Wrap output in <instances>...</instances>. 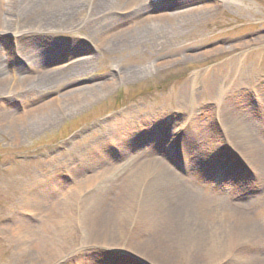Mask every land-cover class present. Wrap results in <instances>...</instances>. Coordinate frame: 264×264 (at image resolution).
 <instances>
[{
	"label": "rangeland",
	"instance_id": "1",
	"mask_svg": "<svg viewBox=\"0 0 264 264\" xmlns=\"http://www.w3.org/2000/svg\"><path fill=\"white\" fill-rule=\"evenodd\" d=\"M137 2L98 14L100 0H0V83L9 87L0 91V264H264V221L242 212L264 201V0ZM177 13L196 19L158 22L148 40L129 45L94 41ZM235 59L243 76L225 77L220 66ZM127 70L136 77L124 78ZM103 83L109 90L94 99H60ZM52 101V115L30 118ZM117 126L127 128L119 143L110 140ZM129 155L174 174L144 186L131 226L115 205L139 171H110ZM199 193L239 214L245 236L233 254L191 244L228 249L195 211ZM73 199V210L99 208L92 227L52 225Z\"/></svg>",
	"mask_w": 264,
	"mask_h": 264
},
{
	"label": "bare ground",
	"instance_id": "2",
	"mask_svg": "<svg viewBox=\"0 0 264 264\" xmlns=\"http://www.w3.org/2000/svg\"><path fill=\"white\" fill-rule=\"evenodd\" d=\"M100 2L102 4H100L99 7H97L96 9L98 10V14L99 13H103L104 10L106 11H110L112 9V7L115 5L114 3L118 2L119 5H124L127 6L128 8H132L135 7L136 5L139 6L140 2H137V0H100ZM136 4V5H135ZM137 8V7H136ZM140 8V7H139ZM142 8V7H141ZM64 11H66L68 13L69 8L67 7H63ZM140 11L138 9H136L134 11V15H137ZM66 13V15H67ZM70 14V13H69ZM196 16H192V15H185L182 13H177L175 14L173 17H155V18H148V19H142L138 22H136L134 24V26L117 33L114 36L111 37H97L96 39H94V41L97 42V44H106V45H112V43L116 46H122V44H132L135 42H140V41H145L148 40V38L150 37L151 34H153V29L156 28L155 26L157 25L156 23L158 22H163L164 20V24H167L169 26L172 27H177L181 26V25H187V23L191 22V21H195ZM157 20V21H156ZM193 23V22H192ZM166 26V25H165ZM98 32V31H97ZM235 51H237V49L233 46V47H228L226 53L232 54ZM222 52V51H221ZM254 56V54H253ZM221 69H219L220 71L223 69L225 72V77H229L230 74H236L239 77L243 76L244 71L240 68V63L238 62L237 59L235 60H230V61H226L225 63H223L221 66ZM231 68V69H230ZM216 71H213L211 73H209L208 75H205L201 77L202 80H204L205 82H209L211 80V77L214 78L216 75ZM230 73V74H229ZM83 74V73H82ZM123 77L124 78H132L133 79L136 77V75H134V73L129 72L128 70L123 72ZM64 81V83H66V86L71 87L72 85L75 84L74 80L71 79H67L64 78L62 80V82ZM8 84L6 82H2L0 83V91L1 90H9L8 89ZM110 88V84H100V85H92L89 88L83 87L80 89H73L70 90L69 92H66L64 94L61 95L60 99L62 100V102L67 105V103H77V101H85V100H89V99H94L95 97H98L101 93L109 90ZM4 94V93H3ZM56 101H52L49 102L47 104H45L43 107L37 109L36 111L32 112L30 115L31 119H35L36 117H40L43 115H52V113L54 112L55 109L58 110V108L56 107ZM55 106V107H54ZM56 111V110H55ZM11 120V119H10ZM8 121L9 120H5ZM119 126H125V124H120ZM117 126V128L115 129V131H113L112 137L110 140L114 141V142H123L126 137H127V128H122ZM127 127V124H126ZM138 130V127H136ZM122 129V130H121ZM125 129V130H124ZM130 129V128H129ZM128 129V131H129ZM121 131H124L125 133H120ZM136 153V154H135ZM137 153L139 152H134L135 155H137ZM133 155V154H132ZM127 160V159H126ZM131 169L134 171V169H138L136 174L132 175L130 177V182L129 185L127 187V190H129V197L128 194L126 196V200H128V202H117L116 206V211L118 213H123L124 216H126V219L129 223V225L131 226L135 219H141L140 213H135L136 210L139 209V207L135 206L134 203L138 200L142 201V199H144L145 197V192H144V186L145 185H149L150 182H153V178L156 179L157 176L161 177L162 179H173V173L170 172L169 170L166 169V166L164 164H162V161L157 160L156 158L154 159H138L137 157H131V155L128 156V160L127 162H125L123 165L121 166H111L110 171L111 173H120L122 171ZM104 177L103 176H98V178L95 179V181L97 182V184L99 185L100 179H102ZM106 177V176H105ZM158 180H160L158 178ZM97 185V187H98ZM147 193H149L150 196H152V192L151 190H145ZM99 194H103V191H99ZM105 194V192H104ZM132 194L134 196L131 198ZM235 194V193H234ZM263 198L264 199V190L263 192H261ZM189 195V194H186ZM235 196V195H234ZM192 197H197V194H193ZM209 196H205L204 194L201 195V193L198 194V197L195 198L196 199V207H198V210H195L200 219L204 220L207 222V225L210 228V233L211 235H214L216 237H212V238H217V236H219V238H222L223 241L225 243L228 244V249L224 248H219L218 246L214 245L211 246L212 241H208V243L203 247L201 246V243L196 242V241H192L191 244H194L196 249H199L201 251H204L206 253H214L215 254H233V249H234V245L238 243L239 239L245 236V233L243 231V226H241L239 220H238V216L239 214L237 213V215H233L231 213V215H226L223 212V208L222 207H218V206H212L209 202H207L209 199ZM236 199H241V197H237L235 196ZM235 199V198H234ZM77 200H79V198H77ZM75 199V202L77 201ZM124 203V204H123ZM149 203L151 205V207L154 205L153 203H156V201H154V199H149ZM32 204H37V198L36 195L35 197H33V201ZM78 204V203H76ZM74 205V199L68 201L67 203H63V205L61 206V211L63 213L62 218L59 219H55L54 221H52V225L55 223L56 225L59 226H67L66 223H69L72 225V220L74 219V221L78 220L77 222H79L81 225H87V227H92L95 223V219L97 218V215L99 214V208L96 205H92L90 207L87 208H83V207H77L74 208L75 210H73V206ZM125 205V206H124ZM261 205L263 206H258L257 209L251 211V212H247V211H242L243 212V216H245L246 218H254L256 220H263L264 221V201H262ZM156 206L155 209H159V205H154ZM248 207V205H247ZM82 209V210H81ZM81 210V211H80ZM76 212V216L73 217V214H69V213H73ZM82 212L83 215L79 216L77 213ZM125 211V212H124ZM165 216L163 219V222H165V220H167L168 216L166 215V211L164 212ZM203 214V215H201ZM67 215V217L65 216ZM70 215V216H69ZM241 215V214H240ZM252 215V216H251ZM162 217V214H161ZM202 217V218H201ZM67 220V221H65ZM243 221L244 219H240V221ZM248 220V219H247ZM127 223V224H128ZM63 226V227H64ZM126 226V225H125ZM130 230V229H129ZM129 230H124V234L129 235L130 231Z\"/></svg>",
	"mask_w": 264,
	"mask_h": 264
}]
</instances>
